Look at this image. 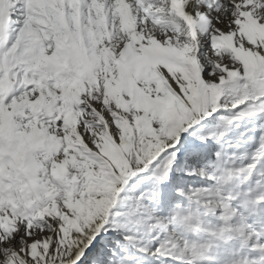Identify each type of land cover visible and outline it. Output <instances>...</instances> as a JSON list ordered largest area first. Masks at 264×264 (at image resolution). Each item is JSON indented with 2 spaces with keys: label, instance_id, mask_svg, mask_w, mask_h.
<instances>
[{
  "label": "snow or ice",
  "instance_id": "snow-or-ice-1",
  "mask_svg": "<svg viewBox=\"0 0 264 264\" xmlns=\"http://www.w3.org/2000/svg\"><path fill=\"white\" fill-rule=\"evenodd\" d=\"M260 115L264 0H0V264H264Z\"/></svg>",
  "mask_w": 264,
  "mask_h": 264
},
{
  "label": "rangeland",
  "instance_id": "rangeland-1",
  "mask_svg": "<svg viewBox=\"0 0 264 264\" xmlns=\"http://www.w3.org/2000/svg\"><path fill=\"white\" fill-rule=\"evenodd\" d=\"M240 109L236 110H220L216 113L217 117H227L230 113L235 114ZM215 123V122H214ZM264 115H260L254 118H242L236 120L229 126L226 136L220 143L209 141L212 144V152L202 158H193L190 163L195 166H200L205 163L206 160L214 159L215 152L219 148L230 154L239 163H248L251 161L253 154L259 148L261 144H264V140H261V131H264ZM219 127V125H217ZM194 183H205L198 177L189 178ZM153 264H159L158 261H153Z\"/></svg>",
  "mask_w": 264,
  "mask_h": 264
}]
</instances>
